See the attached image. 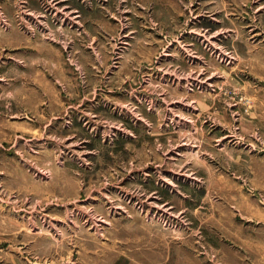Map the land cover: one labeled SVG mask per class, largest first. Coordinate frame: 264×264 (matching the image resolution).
Returning a JSON list of instances; mask_svg holds the SVG:
<instances>
[{"label":"rangeland","instance_id":"1","mask_svg":"<svg viewBox=\"0 0 264 264\" xmlns=\"http://www.w3.org/2000/svg\"><path fill=\"white\" fill-rule=\"evenodd\" d=\"M0 264H264V0H0Z\"/></svg>","mask_w":264,"mask_h":264}]
</instances>
